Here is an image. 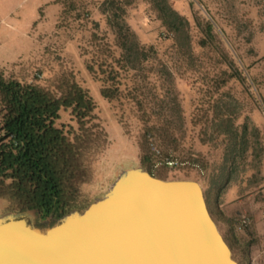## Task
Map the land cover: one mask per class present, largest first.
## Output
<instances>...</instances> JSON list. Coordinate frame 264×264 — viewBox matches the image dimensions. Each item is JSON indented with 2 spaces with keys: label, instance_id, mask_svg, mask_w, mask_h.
Wrapping results in <instances>:
<instances>
[{
  "label": "rangeland",
  "instance_id": "374dc122",
  "mask_svg": "<svg viewBox=\"0 0 264 264\" xmlns=\"http://www.w3.org/2000/svg\"><path fill=\"white\" fill-rule=\"evenodd\" d=\"M55 1L0 0V69L6 74L21 69L43 83L63 66L89 90L110 145L91 181L81 188L86 208L102 199L119 176L141 168L143 122L128 103L101 97V83L88 73L81 55L91 32L113 41L102 12L122 7L120 19L141 44L158 48L159 60L172 74L171 79L162 77L176 102L153 109L151 120L169 126L173 135L168 152L175 163L158 161L155 173L162 180L198 182L222 237L228 240L229 232L238 241L232 258L247 264L261 242L245 243L233 219L241 213L250 218L253 211L264 213V0H76V11L61 21ZM166 7L184 19L180 31L162 23L159 12ZM204 21L212 23L216 43L209 41L202 49ZM227 60L245 82L224 75ZM220 119L233 122L232 138L217 132ZM62 124L75 126L68 112L61 113L57 125ZM153 146L163 150L158 139H149V148ZM7 214V203L0 199V217ZM46 225L38 218L37 226Z\"/></svg>",
  "mask_w": 264,
  "mask_h": 264
},
{
  "label": "trees",
  "instance_id": "16d2710c",
  "mask_svg": "<svg viewBox=\"0 0 264 264\" xmlns=\"http://www.w3.org/2000/svg\"><path fill=\"white\" fill-rule=\"evenodd\" d=\"M54 3L61 6L60 21L76 11V0ZM121 13H125L122 7L119 12L103 10L113 41L91 32L81 55L88 73L101 83V97L126 102L138 114L144 125L139 165L161 179L154 169L158 161L164 165L166 158L175 161L168 152L173 134L166 122L151 117L153 109L176 102L171 86L165 89L162 77L165 74L171 79L172 74L159 60L158 48L141 44L120 19ZM159 14L170 31H180L184 26V19L168 7ZM200 29L199 47H207L209 41L214 45L212 23L204 21ZM225 65L224 75L245 82L232 61ZM96 110L89 90L67 67L60 66L43 83L21 69L10 74L0 69V199L7 203L8 212L34 210L39 221L51 225L72 211L86 208L81 188L91 181L96 163L110 145ZM62 112L69 113L75 126L57 125ZM217 129L230 138L236 133L230 119H220ZM149 139L160 140L163 150L159 155L149 148ZM204 199L207 205L205 194ZM224 240L230 250L237 246L229 232L228 240Z\"/></svg>",
  "mask_w": 264,
  "mask_h": 264
},
{
  "label": "water",
  "instance_id": "95a60500",
  "mask_svg": "<svg viewBox=\"0 0 264 264\" xmlns=\"http://www.w3.org/2000/svg\"><path fill=\"white\" fill-rule=\"evenodd\" d=\"M34 210L0 217V264H238L201 185L128 170L82 212L46 227Z\"/></svg>",
  "mask_w": 264,
  "mask_h": 264
},
{
  "label": "built area",
  "instance_id": "2783aa9c",
  "mask_svg": "<svg viewBox=\"0 0 264 264\" xmlns=\"http://www.w3.org/2000/svg\"><path fill=\"white\" fill-rule=\"evenodd\" d=\"M152 151L154 152L155 155H159L160 151L156 147L151 148ZM168 166H172L175 162L170 161L169 159H165L164 162ZM252 224V220L248 214L241 213L238 214L234 219H233V225L234 229L237 233H244L247 230L250 229ZM247 264H264V240H263V245L262 247L257 250L248 260Z\"/></svg>",
  "mask_w": 264,
  "mask_h": 264
},
{
  "label": "crops",
  "instance_id": "0c3cea01",
  "mask_svg": "<svg viewBox=\"0 0 264 264\" xmlns=\"http://www.w3.org/2000/svg\"><path fill=\"white\" fill-rule=\"evenodd\" d=\"M251 228L247 232L242 233L244 236V241L247 244H250L252 239L261 242L260 247L257 249L259 250L263 245L264 240V213L263 211H253L251 215ZM235 248H238V244ZM257 252V251H256ZM237 253L242 255L241 251L237 249Z\"/></svg>",
  "mask_w": 264,
  "mask_h": 264
},
{
  "label": "flooded vegetation",
  "instance_id": "af4514ba",
  "mask_svg": "<svg viewBox=\"0 0 264 264\" xmlns=\"http://www.w3.org/2000/svg\"><path fill=\"white\" fill-rule=\"evenodd\" d=\"M48 225H50V224H48V223H47V225H46V226H48Z\"/></svg>",
  "mask_w": 264,
  "mask_h": 264
}]
</instances>
